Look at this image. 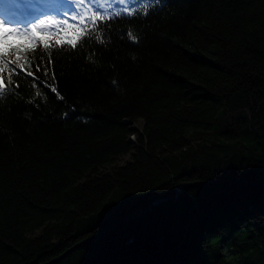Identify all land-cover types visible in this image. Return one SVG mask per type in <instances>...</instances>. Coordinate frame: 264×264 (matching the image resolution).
I'll return each mask as SVG.
<instances>
[{"label": "trees", "instance_id": "trees-1", "mask_svg": "<svg viewBox=\"0 0 264 264\" xmlns=\"http://www.w3.org/2000/svg\"><path fill=\"white\" fill-rule=\"evenodd\" d=\"M78 12L0 57V264H264V0Z\"/></svg>", "mask_w": 264, "mask_h": 264}, {"label": "snow or ice", "instance_id": "snow-or-ice-1", "mask_svg": "<svg viewBox=\"0 0 264 264\" xmlns=\"http://www.w3.org/2000/svg\"><path fill=\"white\" fill-rule=\"evenodd\" d=\"M158 0H148L149 4H157ZM11 4V10L19 12L21 9L25 8L27 6L26 0H10ZM54 23L51 20H44L39 19L36 23H32L30 25L31 33L27 31V26H25L23 29L21 26H12L7 19L0 18V57H3L5 55L12 56L15 54V60H20L21 51H28L29 45H35V42L39 38L40 40L47 41L48 34L46 33H38L37 29L43 27L45 24H52ZM10 38L19 39L21 41H24V44H14L10 43ZM59 42V41H58ZM70 44H72L73 47H75V41H69ZM41 57V63H37L35 66L34 72H27L24 73L23 66L18 65V67L21 68V72L17 73V77L20 75H27L31 76L33 78V81H38L41 79V76L37 75L41 72V68L43 67V78H47L48 76V67L44 66L43 63V53L40 54ZM48 65H51L52 61L51 59L48 60ZM55 73L52 74V79L55 80ZM115 83V82H114ZM45 87H50L51 92L56 93L55 86L51 85H44ZM17 89L20 87V84L17 83L15 86ZM0 98H3V92H0ZM57 99L63 100V97L60 96L57 93ZM74 110V109H73ZM68 114L65 113L64 117H66Z\"/></svg>", "mask_w": 264, "mask_h": 264}, {"label": "rangeland", "instance_id": "rangeland-1", "mask_svg": "<svg viewBox=\"0 0 264 264\" xmlns=\"http://www.w3.org/2000/svg\"><path fill=\"white\" fill-rule=\"evenodd\" d=\"M29 2L39 5L42 4L43 11H45V15L39 17L35 20H31L25 26H27V30L31 31L30 25L32 23H36L39 19H44L46 21L51 20L54 23L52 24H45L43 27L39 29H47L49 31L55 29L56 27V17L59 18L61 15H70L74 14L76 11L78 13H88L87 11H94L97 10L99 6L105 4V0H28ZM61 4L62 10L57 12V4ZM111 6V3H109ZM23 26V27H25ZM127 158L126 155L121 156L118 159V163H123Z\"/></svg>", "mask_w": 264, "mask_h": 264}, {"label": "bare ground", "instance_id": "bare-ground-1", "mask_svg": "<svg viewBox=\"0 0 264 264\" xmlns=\"http://www.w3.org/2000/svg\"><path fill=\"white\" fill-rule=\"evenodd\" d=\"M3 7H4V11H2L0 13H4L5 15L11 14L13 17H16V16L18 17L19 12L21 10H23V9H21L19 12L11 10L10 0H6L5 3L3 4ZM23 11H24V13L26 12V10H23Z\"/></svg>", "mask_w": 264, "mask_h": 264}]
</instances>
